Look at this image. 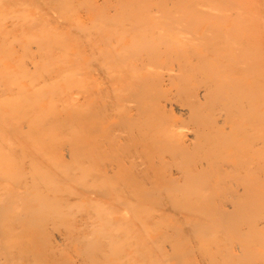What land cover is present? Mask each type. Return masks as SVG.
Returning a JSON list of instances; mask_svg holds the SVG:
<instances>
[{
	"label": "bare ground",
	"instance_id": "obj_1",
	"mask_svg": "<svg viewBox=\"0 0 264 264\" xmlns=\"http://www.w3.org/2000/svg\"><path fill=\"white\" fill-rule=\"evenodd\" d=\"M0 264H264V0H0Z\"/></svg>",
	"mask_w": 264,
	"mask_h": 264
},
{
	"label": "rangeland",
	"instance_id": "obj_2",
	"mask_svg": "<svg viewBox=\"0 0 264 264\" xmlns=\"http://www.w3.org/2000/svg\"><path fill=\"white\" fill-rule=\"evenodd\" d=\"M88 13H81V18H83L84 19V21L85 22H88V21H90V20H88L89 19V17H90V14H88ZM83 15V16H82ZM87 15V16H86ZM89 16V17H88ZM85 17V18H84ZM88 17V18H87ZM94 19H95V17H94ZM17 56V55H16ZM18 57H20V55L18 56ZM88 59V58H87ZM77 61V60H76ZM85 61V60H84ZM88 61H92V60H88ZM87 61H85V63H86ZM93 62V61H92ZM73 63H76L78 66H81L83 63L82 62H80V63H78V62H75V61H73ZM91 62H87L86 64H90ZM31 67V66H30ZM96 69V68H95ZM94 69V72L95 71H97V70H95ZM97 73V72H96ZM98 74V73H97ZM97 74L95 75V77L97 76ZM97 78H100V79H97ZM106 78V77H105ZM104 77H102L101 78V75L100 76H98V77H96V79H94L93 81H92V85L95 87H98V86H101V85H105V84H107L106 82H107V80H104L105 79ZM103 79V80H102ZM99 80V81H98ZM100 81H102L101 83H99ZM105 81V82H104ZM105 84H104V83ZM78 94H81V93H79L78 92ZM82 96V95H81ZM79 97V95H78V97L80 98V101L81 102H83V97ZM179 118H180V116H178ZM179 120H182V118L181 119H179ZM64 153H65V155L67 154V155H69V153L68 152H66V151H64ZM66 159H68V157L66 156ZM171 164H173L172 162H171ZM175 165V164H174ZM174 165H172V168H171V175L175 178V179H179L180 177H181V173H180V170H179V167L178 166H174ZM177 170V171H176ZM175 172V173H174ZM178 172H179V174H178ZM178 174V175H177ZM180 175V176H179Z\"/></svg>",
	"mask_w": 264,
	"mask_h": 264
}]
</instances>
